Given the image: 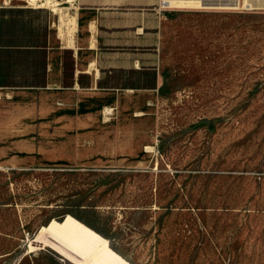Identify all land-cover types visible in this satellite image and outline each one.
<instances>
[{"label":"rangeland","instance_id":"rangeland-1","mask_svg":"<svg viewBox=\"0 0 264 264\" xmlns=\"http://www.w3.org/2000/svg\"><path fill=\"white\" fill-rule=\"evenodd\" d=\"M56 1L0 0L1 38L37 7L51 24L56 17L58 34L76 33V5ZM170 1L175 8L159 0L154 12L161 83L150 100L152 132L138 123L130 146L117 136L128 154L116 146L127 156L115 162L128 168L111 159L90 162L111 168L27 166L33 156L13 153L30 151V139L9 133L28 125L13 118L15 106H0V264L2 254L41 252L44 264H94L51 235L69 233L70 223L129 264H264V0H250L261 10L235 9L239 0H203L221 9ZM92 243L79 244L86 255L101 242Z\"/></svg>","mask_w":264,"mask_h":264},{"label":"crops","instance_id":"crops-1","mask_svg":"<svg viewBox=\"0 0 264 264\" xmlns=\"http://www.w3.org/2000/svg\"><path fill=\"white\" fill-rule=\"evenodd\" d=\"M158 1L76 0L77 31L60 34L53 30L54 17L51 24L50 15L43 12L48 9L40 8L44 6L25 8L26 18L16 20L6 33L9 44L0 31V106L4 111L16 107L13 118L28 127L9 134L31 143L30 151L17 149L14 156H33L27 166L111 168L90 162L127 156L116 155L115 148L128 154L121 150L120 139L126 137L132 145L134 137L126 134H139L138 123L147 125L143 133L152 132L150 100L161 83L154 14ZM191 1L215 7L203 0L182 4L186 8ZM172 3L160 0L163 8ZM114 166L128 168L116 162ZM40 254L23 260L22 254L16 261L2 255H7V264H44Z\"/></svg>","mask_w":264,"mask_h":264},{"label":"bare ground","instance_id":"bare-ground-1","mask_svg":"<svg viewBox=\"0 0 264 264\" xmlns=\"http://www.w3.org/2000/svg\"><path fill=\"white\" fill-rule=\"evenodd\" d=\"M27 1L30 2V3L39 2V3H41L42 6H44V5L46 6L47 4H51V3H53V4H51V7L61 6V3L56 1V0H27ZM240 1H241L240 5L244 9H247V10H261L262 9V8L255 7L250 2V0H240ZM63 4H67L68 7H74L76 5V0H65ZM187 7L189 9H197V8L203 9V6L200 3L193 2V1H191L189 3V5L186 6V8ZM74 8H76V7H74ZM165 8H175V5L173 3L172 4H168L167 7H165ZM183 8H185V6H183ZM214 8H220L221 9V7H214ZM235 9H237V8H235ZM55 18L56 17L54 16V25H55ZM70 24L74 25V28H75V20H73L72 23H70ZM71 25H69V26H71ZM77 26H79V23L77 24ZM74 28H72V30ZM69 29H71V28L69 27ZM80 32H81V30H80ZM91 45H92V43H91ZM92 46H94V45H92ZM90 66H92V65H90ZM91 70H92V68H91ZM145 150H146V148H145ZM62 224H64V223H62ZM65 227H66V229L68 230L69 233H66V232L62 231L58 227V228H56L57 230H55L57 233L51 234V235L52 236L54 235V236L58 237L59 239L57 238V240L59 242H61V244L65 245L67 247V249L71 250L73 253L84 257L88 261L95 262L94 264H129L123 258H121L118 254H116L115 252H113L111 250V247H110V244H109L108 240H105V239L101 238L96 232H94L90 228L86 227V231H85V234H84V231L78 229L79 227L76 226V225L74 226V224L70 223L68 226H65ZM46 232L48 233V227H45L42 230L43 234H46ZM81 233L83 234L82 235L83 240H79L78 239V235H80ZM96 241L97 242L98 241L101 242L100 246L98 248L92 249L93 251H91V253L89 255H86L85 252L81 249L82 246L79 245V244H83L85 246H90L91 247L92 246L91 244H93L92 242L96 243ZM82 248L84 249V247H82ZM86 263H88V262H86Z\"/></svg>","mask_w":264,"mask_h":264},{"label":"built area","instance_id":"built-area-1","mask_svg":"<svg viewBox=\"0 0 264 264\" xmlns=\"http://www.w3.org/2000/svg\"><path fill=\"white\" fill-rule=\"evenodd\" d=\"M111 112H112L111 109H110V110H106V111H105V114H106L107 116H110Z\"/></svg>","mask_w":264,"mask_h":264}]
</instances>
